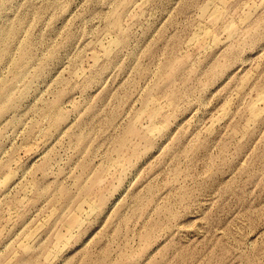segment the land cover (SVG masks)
Instances as JSON below:
<instances>
[{"label": "rangeland", "instance_id": "obj_1", "mask_svg": "<svg viewBox=\"0 0 264 264\" xmlns=\"http://www.w3.org/2000/svg\"><path fill=\"white\" fill-rule=\"evenodd\" d=\"M0 264H264V0H0Z\"/></svg>", "mask_w": 264, "mask_h": 264}]
</instances>
